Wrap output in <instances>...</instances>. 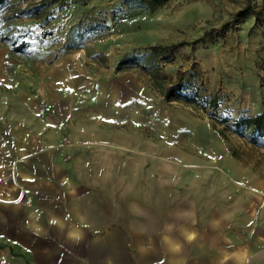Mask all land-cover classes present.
Instances as JSON below:
<instances>
[{"label": "crops", "instance_id": "0c3cea01", "mask_svg": "<svg viewBox=\"0 0 264 264\" xmlns=\"http://www.w3.org/2000/svg\"><path fill=\"white\" fill-rule=\"evenodd\" d=\"M13 94L0 101V264H264L256 162L87 130L55 86Z\"/></svg>", "mask_w": 264, "mask_h": 264}, {"label": "rangeland", "instance_id": "374dc122", "mask_svg": "<svg viewBox=\"0 0 264 264\" xmlns=\"http://www.w3.org/2000/svg\"><path fill=\"white\" fill-rule=\"evenodd\" d=\"M123 1L5 0L0 101L16 85L55 86L87 130L226 149L264 168V148L234 132L264 109V0Z\"/></svg>", "mask_w": 264, "mask_h": 264}, {"label": "trees", "instance_id": "16d2710c", "mask_svg": "<svg viewBox=\"0 0 264 264\" xmlns=\"http://www.w3.org/2000/svg\"><path fill=\"white\" fill-rule=\"evenodd\" d=\"M123 2L126 4H135L140 7H147L150 5L147 0H124ZM4 3L5 0H0V10L2 9ZM217 33L218 29H211L206 32V34L210 37H214L217 35ZM0 40L3 42H8L10 41V38L0 36ZM17 49H21V45L17 46ZM153 49H156V47ZM161 51H163L162 48H160L159 53ZM170 94H172V89H169L166 92V95ZM234 132L245 137L246 140L251 144L264 148V109L252 116H247L236 122Z\"/></svg>", "mask_w": 264, "mask_h": 264}, {"label": "bare ground", "instance_id": "6f19581e", "mask_svg": "<svg viewBox=\"0 0 264 264\" xmlns=\"http://www.w3.org/2000/svg\"><path fill=\"white\" fill-rule=\"evenodd\" d=\"M226 163V162H225ZM228 163V162H227Z\"/></svg>", "mask_w": 264, "mask_h": 264}]
</instances>
